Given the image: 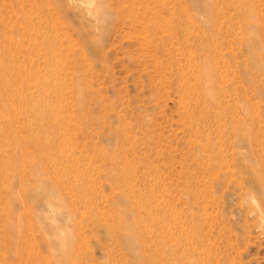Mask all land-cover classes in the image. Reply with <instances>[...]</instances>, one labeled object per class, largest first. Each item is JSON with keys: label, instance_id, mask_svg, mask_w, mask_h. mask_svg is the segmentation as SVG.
Instances as JSON below:
<instances>
[{"label": "rangeland", "instance_id": "374dc122", "mask_svg": "<svg viewBox=\"0 0 264 264\" xmlns=\"http://www.w3.org/2000/svg\"><path fill=\"white\" fill-rule=\"evenodd\" d=\"M0 264H264V0H0Z\"/></svg>", "mask_w": 264, "mask_h": 264}]
</instances>
